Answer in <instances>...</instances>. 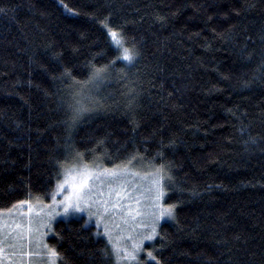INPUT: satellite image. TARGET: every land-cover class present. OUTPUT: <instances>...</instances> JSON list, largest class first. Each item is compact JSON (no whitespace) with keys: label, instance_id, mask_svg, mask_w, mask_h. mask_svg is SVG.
<instances>
[{"label":"trees","instance_id":"obj_1","mask_svg":"<svg viewBox=\"0 0 264 264\" xmlns=\"http://www.w3.org/2000/svg\"><path fill=\"white\" fill-rule=\"evenodd\" d=\"M0 9V210L42 201L75 162L163 165L173 182L162 205H175L174 217L125 264H264V0H0ZM105 23L139 56L86 83L122 56ZM73 100L90 111L69 126ZM98 232L73 215L45 240L55 264H117Z\"/></svg>","mask_w":264,"mask_h":264},{"label":"rangeland","instance_id":"obj_2","mask_svg":"<svg viewBox=\"0 0 264 264\" xmlns=\"http://www.w3.org/2000/svg\"><path fill=\"white\" fill-rule=\"evenodd\" d=\"M125 168L127 171L115 179L104 174L105 170ZM85 169L95 175L80 188L79 174ZM66 177L68 182L56 191ZM153 179L154 173L137 172L131 166L101 169L99 165L75 162L64 168L55 188L42 201L27 200L0 210V264H55L45 239L55 220L73 215L92 222L112 251L114 246L118 247L122 257L125 250L130 253L136 245H140V251L153 227L156 229L159 221L168 218L159 217L163 205L162 199L155 200ZM69 197L73 205L78 204L80 211L64 213L63 204L69 202ZM126 261L133 260L124 259L119 263Z\"/></svg>","mask_w":264,"mask_h":264},{"label":"snow or ice","instance_id":"obj_3","mask_svg":"<svg viewBox=\"0 0 264 264\" xmlns=\"http://www.w3.org/2000/svg\"><path fill=\"white\" fill-rule=\"evenodd\" d=\"M0 11H3V10L0 9ZM104 27L108 29V35L111 38L112 44L115 45L116 50L118 51L122 50V56L117 57L115 61L110 62L109 65H106L102 68H94L92 76L89 78V81L86 83L98 84L102 82L105 79V77H107L109 70L114 66L116 62L123 60L127 62L128 64H131V63H134L136 58L139 56V53L134 49V47L128 48L124 46L127 43V38L124 36L122 31L112 29L111 27H109L107 23L104 24ZM66 75H70V73L66 71ZM87 111H90V109H86L85 107H83L79 100H73L72 102L66 105L67 119L64 122L69 124V126H74L81 119L84 113ZM134 159L135 158H133V160ZM132 162L133 161H130L129 163H132ZM126 171H127V168L123 170H118V171L105 170L104 174L115 179L119 177L120 175L124 174V172ZM79 175L82 181L79 187L83 188L87 184L88 180L92 179L95 174L85 169ZM154 176H155V179H153L152 184H153V189L156 193L155 200L160 201L161 199L166 198L167 196V193L164 191V187L166 185L170 186L173 181H172V177L168 175L167 172L165 171V167L163 165H161L159 168L156 169ZM67 182H68V177H66L63 184L57 185L56 191L61 190L64 187V184H66ZM53 197H54V202H55V192L53 193ZM79 199L80 197L78 196L77 200ZM68 201H69L68 203L63 204L65 214H68L72 211L81 210L78 204L73 205L71 203L70 197L68 198ZM174 208H175V205H169L167 206V208H164L161 206L159 217H165V216L174 217ZM159 217L157 219H159ZM155 235H156V229L155 227H153L152 234L145 237V239L151 240L153 239V236ZM139 249H140V245H136L133 247V250L130 253L125 250V255L122 257L120 255V249L114 246L113 253L116 256L117 264H119V262L124 259L135 260L136 253L139 251ZM105 254L107 255V252ZM147 255L152 260H155V256H153L151 252L147 253ZM49 256L55 257L57 259L59 258L58 253L54 249H49ZM157 264H159V262H157Z\"/></svg>","mask_w":264,"mask_h":264}]
</instances>
